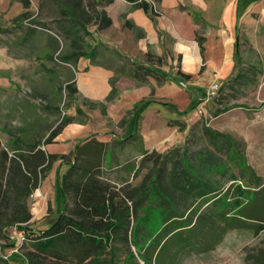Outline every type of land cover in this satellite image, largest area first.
I'll use <instances>...</instances> for the list:
<instances>
[{"label":"crops","instance_id":"crops-1","mask_svg":"<svg viewBox=\"0 0 264 264\" xmlns=\"http://www.w3.org/2000/svg\"><path fill=\"white\" fill-rule=\"evenodd\" d=\"M6 1L0 0V6ZM16 1L21 12L10 20L3 15L7 23L0 25V49L13 60L9 66L0 67L10 70L13 80L9 81L8 74L0 72V149L10 154L35 149L46 153L71 152V159L77 155L79 160L91 162L99 143L103 150L101 175L117 186L129 181L131 166L145 153L182 144L189 127L201 119L194 110L183 122L186 131L179 138L178 131L183 130L173 125L172 120L168 122L157 109L166 105L181 114L186 108L178 107L170 99L172 90L175 94L184 90L180 89L184 82L185 87L189 83L196 87L200 81L199 75L189 72V63L185 61L188 54L193 57L195 68L200 65L205 69L212 62L206 49L217 44L219 49H228L229 58H223L234 60L233 70L218 79L220 86L241 75L254 80V84H238L243 91L251 90L264 75L251 61H242L252 53L246 49L251 43L243 27L253 25L251 17L259 6L256 0H154L160 12L155 20L143 9L131 8L128 0H89V5L87 0H77V8H73L71 0H27L26 7L23 0ZM242 1L246 3L245 10L240 18L236 14L234 23L235 6ZM22 12L26 14L21 15ZM227 12L229 30L223 24ZM125 20L130 21V27L124 24ZM53 28H57V34L52 32ZM242 37L246 45L241 43ZM236 38L239 62L234 56ZM78 52L82 55L73 56V62L64 61ZM239 66H244L246 71L238 72ZM147 69H152V73L146 74ZM213 76V81L220 77L216 70ZM112 77H115L116 95L106 103ZM71 82L76 89L68 96L73 105L69 108L71 119L46 142L51 129L62 119L60 88ZM186 93L189 100L191 94ZM237 94L245 98L241 92ZM235 98L229 96L224 101ZM142 99L148 101L137 105L124 119L134 103ZM91 102L105 103V115ZM220 116L224 124L215 127L206 122L207 125L242 143L247 164L252 169L259 168L258 174L264 173V104L260 108L237 107ZM107 123H121L119 137L110 139ZM55 162L59 164L56 180L53 181V172L48 171L28 200L30 220L39 221L38 228L50 222L43 220L48 214L47 205L50 196L59 191V178L68 166L61 159Z\"/></svg>","mask_w":264,"mask_h":264},{"label":"trees","instance_id":"trees-1","mask_svg":"<svg viewBox=\"0 0 264 264\" xmlns=\"http://www.w3.org/2000/svg\"><path fill=\"white\" fill-rule=\"evenodd\" d=\"M71 1L73 8H77L78 1ZM109 1L112 2L107 0ZM128 1L131 8L143 9L153 20L160 15L150 0ZM86 4L89 5V0ZM23 5L27 6V0H23ZM25 14L26 12L21 13ZM107 22L111 24L110 19H107ZM124 24L131 26L128 20H125ZM53 29L52 32L57 34V28ZM199 43L200 49L203 50L201 40ZM75 55L80 56L82 53L73 54L64 61L73 62L72 58ZM234 56L236 62H239L237 38ZM56 58L60 60L59 57ZM152 71L147 69L146 74H151ZM231 81L245 85L254 84V80L241 75L232 78ZM110 82L112 88L105 99L106 102L116 95L115 77H112ZM65 90L68 96L76 92L72 82L65 84ZM90 105L99 106L105 114V103L91 102ZM67 121L68 119L60 120L49 132L46 142H50ZM206 122L201 118L191 125L182 144L166 153L165 157L170 156L171 159L168 169L157 168L149 181H144L140 187L133 188L127 182L117 186L103 179L101 175L103 150L99 143L91 162L79 160L77 155L71 159L66 154L46 153L41 149L29 153L14 151L10 154L8 150L1 148L0 238L4 237L8 227L23 230V240L31 242L30 248L21 255L27 264H116L117 243L126 244L129 240L133 242L139 258L145 264L169 262L176 264L179 261L175 258L180 254L209 252L229 229L253 228L258 231L264 227L262 178L246 163L242 143L235 141L228 134L212 129ZM172 124L178 126L179 130L184 129V123L181 121H172ZM77 147L79 146L76 145V152ZM180 147L181 154L178 160L176 155L173 157V152H177ZM207 151L213 154L215 161L206 153ZM148 154L145 153L143 157L147 158ZM222 155L232 158L245 169V177L250 181L248 186L256 184L259 187L257 190L237 191L239 195L248 199V204L240 207L239 201L235 200L233 206L237 209L233 215L224 208L225 206L223 207V198L219 195L207 199L206 203L212 202L208 212L198 210L202 204L196 209L194 202L191 204V200L197 201L208 193L217 192L222 188L221 184L235 179L224 178L222 183H218L216 179H208V183L204 181V175L209 172L212 176L218 174L226 177L224 166L221 172L217 169L224 164L219 161ZM56 159L66 161L68 164L59 178L62 208L44 228L35 230L23 227L22 224L31 218L29 197ZM200 163L203 167L198 166ZM209 163L214 167L213 171H209ZM192 169L196 171L195 175ZM149 175L148 172L145 177ZM144 200L148 202L146 206L152 203H155L152 205L155 208L164 206L165 210H161L164 224L156 236L154 233L150 234V238L145 243L142 242L144 244H140L137 241L139 238L137 233L142 218L139 211ZM133 220L134 223L131 225ZM105 254H109V257ZM134 257L133 252L129 251L122 264H136ZM0 264L8 263L0 257ZM258 264H264V254L258 256Z\"/></svg>","mask_w":264,"mask_h":264},{"label":"rangeland","instance_id":"rangeland-1","mask_svg":"<svg viewBox=\"0 0 264 264\" xmlns=\"http://www.w3.org/2000/svg\"><path fill=\"white\" fill-rule=\"evenodd\" d=\"M153 3L154 9H158L155 6V1L150 0ZM258 1V9L253 12V15L251 17V21H253V25L251 26H244L243 31H247L249 34V40L250 43L248 46H246V49H249L252 51L251 54L245 56V59H242V61H251L252 64L256 65L258 69H260L259 73L262 75L264 74V0H256ZM30 3V1H29ZM246 3L244 1L238 3L235 6L236 12L233 13V22L237 21V18L241 17L245 10ZM4 12V13H3ZM21 12V5L16 0H8L4 2L2 6H0V25H4L7 22L4 21L5 19H11L12 16L16 15L17 13ZM237 14V18H236ZM25 22L29 23L30 20H26ZM230 16L229 13H225V16L223 18V24L224 28L226 30L230 29ZM256 23V25L254 24ZM9 26V25H7ZM6 27V25H5ZM1 28V27H0ZM113 33V32H112ZM242 44H244V37L241 38ZM248 41V40H247ZM246 45V44H244ZM254 49H257L258 52H254ZM207 56L212 60L210 64L206 66L205 69H202L200 65H198L196 68L193 63V57L188 54L185 57V61L189 63L190 71L191 73H195L196 75H199L200 81L196 85V87H192L191 83H189V86L185 87V85H182L179 93L175 94L172 90V100L171 102L174 104H177L178 107L186 108L184 111H182L181 114H177L176 111L171 110L170 107L167 108L166 105H162L157 109H160V112L163 114L165 118L172 121H182V123L189 119L190 115L195 110L196 114L200 116L203 120H206L208 124H212L215 127H219V125L224 124L222 117L220 116L224 111H230L235 110L237 107H254V108H260V106L264 103H262L261 100H264V75L261 76V81L253 88L248 89L246 91H243L241 89V86L238 85L239 82H234L228 80L227 83L225 82L222 86L219 87L217 93L210 97V99H205V95L207 92V85L210 84L213 81V71L216 70V72L219 74V78L222 79L225 77L224 75L230 74L233 70L234 60L232 59L228 61H224L223 58H229L228 49H219L218 44L213 47V49H206ZM244 58V55H243ZM248 59V60H247ZM12 59H10L5 51L3 49H0V67L6 65H10L12 63ZM241 67V68H240ZM247 69V68H246ZM5 72V74H8V80L13 81L11 79L12 75L10 74V70H2L0 68V72ZM239 71H246L244 69V66L238 67ZM257 72V71H256ZM236 75V74H235ZM233 78V77H232ZM219 82V81H218ZM220 84V82H219ZM168 92L170 91L168 88H166ZM187 90V91H186ZM190 92L189 100H187V93ZM171 92V91H170ZM221 92V93H220ZM241 92L244 94L245 98L242 95H238L237 93ZM235 96L236 98L231 101H224V99L228 98L229 96ZM60 95V115L62 119H71V115L69 113V108L73 106L69 103L68 95L65 90V85L60 88L59 91ZM247 96V97H246ZM201 99L199 102L198 100ZM148 101L147 99H142L140 101H137L134 103L133 107L125 114L124 119L128 116V114L131 113L135 109V107L143 102ZM188 101V103L185 105V103ZM199 102V103H198ZM107 103V102H106ZM173 107L174 105L171 104ZM156 107V106H155ZM174 108V107H173ZM106 113V112H105ZM107 114L110 115V108L107 110ZM105 115V114H103ZM61 119V120H62ZM105 119H103L104 121ZM106 121V120H105ZM102 122V121H101ZM108 124V123H107ZM110 125V139L115 137H119L118 131L122 129L121 123L115 125V124H108ZM185 126V123H184ZM130 131L132 129L130 128ZM186 130L178 131L179 138H182L183 132L185 133ZM171 147L162 148L160 150H152L149 152V154L146 157H142L136 161L134 165L131 166V175L129 178V181L127 182L132 188L133 187H140L141 183L144 181L147 182L150 180V178L155 175L153 174V171L157 168L163 167V169H168L171 163L170 156L169 158H166L167 152L171 150ZM181 147L178 148L177 152H173V157H177L178 160H180V154H181ZM206 153H209L208 151ZM60 154V153H55ZM210 154V153H209ZM71 157V152L66 154ZM211 155V154H210ZM213 155V154H212ZM211 155V157H212ZM69 157V158H70ZM214 160V158L212 157ZM246 160V158H245ZM56 161V160H55ZM53 161L49 172H53L52 178L53 181L56 180L57 171L59 164ZM145 163H144V162ZM215 161V160H214ZM219 161L224 163L222 166H220L218 171H222V168H226V177L219 176L218 174H212L209 172L207 175H204V181L208 183V179H216L219 181L218 183H222L223 179L226 178L227 180L229 178H235L232 181H228L227 183H223L221 185L222 188H219V191L208 193L204 196H202L197 201H192L191 204L195 205L194 209L196 207L198 208L199 205H201L198 210L199 211H209L212 202L209 201L206 203L207 199L211 198L212 196L219 195L221 198H223V207L227 209V211L230 212L231 215L236 213L235 206V200L239 201V206L243 207L244 205L248 204V199L246 197H242L239 195L237 191L243 190L247 191L249 189L251 190H257L259 187L256 184H253L252 186H248L250 181L247 179L245 174V169L240 167V164L235 162L232 158L227 156H220ZM247 163V161H246ZM209 171H213L214 167H212V164L209 163ZM199 167H203V165L200 163L198 165ZM212 167V168H210ZM216 169V170H217ZM259 168H253L252 170L257 173L258 176L262 178V183H264V173L258 174ZM62 170V169H61ZM47 171V173H48ZM149 172V176L145 177L146 174ZM195 170L192 169V173L195 175ZM46 173V174H47ZM55 173V175H54ZM46 176V175H45ZM44 176V177H45ZM43 177V178H44ZM215 177V178H214ZM42 178V179H43ZM238 178V179H237ZM41 179V180H42ZM40 180V182H41ZM215 180V181H216ZM244 180V181H243ZM51 179V182H53ZM39 182V183H40ZM249 182V183H248ZM112 183V182H111ZM217 182H215L216 185H218ZM260 183V185H262ZM251 185V184H250ZM39 186V185H38ZM56 187V185H53ZM229 186V188H228ZM52 191L49 193L51 194ZM199 193V192H197ZM154 197V195H152ZM198 196V194H197ZM39 196L36 195V203L39 200ZM197 198V199H198ZM50 201L48 203L47 207V215L43 219L46 222H49L52 218H54L58 212L61 209L62 205V199L60 197L59 191L55 195L50 196ZM204 202V203H203ZM148 202L144 200V202L141 204L142 208L139 211L140 214H142V218L138 227V233L137 235L139 238L137 239L140 244L142 242L145 243V241L150 238V234H153L156 236L161 229L163 228L164 224V218H163V212L161 210H165L164 206H159L158 208L152 207V205H155V203L150 204V206H146ZM221 203V204H222ZM52 204V207H51ZM204 208V209H203ZM53 210L55 213H53ZM232 210V211H231ZM31 215V213H30ZM35 220L27 221L26 223L22 224V226H27L31 229L38 230L39 224ZM134 223V220L131 222V225ZM23 230H19L16 227H8L5 230L4 237L0 238V257L4 259L8 264H27L24 259H22V252L26 249L30 248L29 241L21 240V237L23 236L22 233ZM131 237V236H130ZM13 243V246L12 245ZM142 243V244H144ZM118 245V252L116 257V264H122L125 256L129 253V251H132L134 254V261L136 264H145L142 259L139 258L138 252L136 250L135 245L131 240L128 241V243H117ZM15 249V251H12ZM261 254H264V227L259 229L258 231H255L253 228L251 229H245V228H232L229 229L221 238L220 242L216 244V246L210 250L209 252H191L190 254L184 255L180 254V256H176L175 259L179 261V263L176 264H258V256ZM5 256L9 257L8 260L5 258ZM106 257H109V254H105ZM174 256V255H173ZM172 256V258H173ZM168 264H171L170 262Z\"/></svg>","mask_w":264,"mask_h":264},{"label":"built area","instance_id":"built-area-1","mask_svg":"<svg viewBox=\"0 0 264 264\" xmlns=\"http://www.w3.org/2000/svg\"><path fill=\"white\" fill-rule=\"evenodd\" d=\"M219 87H220V84L217 81V79L212 81L207 87V92L204 98L210 99V97H213L217 93ZM21 240H23V236L21 237ZM12 251H15V249H13ZM5 258H7V256H5Z\"/></svg>","mask_w":264,"mask_h":264}]
</instances>
